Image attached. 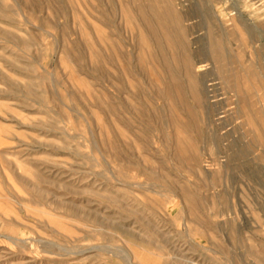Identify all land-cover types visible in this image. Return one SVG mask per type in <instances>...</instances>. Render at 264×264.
<instances>
[{"label":"rangeland","instance_id":"obj_1","mask_svg":"<svg viewBox=\"0 0 264 264\" xmlns=\"http://www.w3.org/2000/svg\"><path fill=\"white\" fill-rule=\"evenodd\" d=\"M0 264H264V0H0Z\"/></svg>","mask_w":264,"mask_h":264},{"label":"bare ground","instance_id":"obj_2","mask_svg":"<svg viewBox=\"0 0 264 264\" xmlns=\"http://www.w3.org/2000/svg\"><path fill=\"white\" fill-rule=\"evenodd\" d=\"M254 76H257L256 74Z\"/></svg>","mask_w":264,"mask_h":264}]
</instances>
